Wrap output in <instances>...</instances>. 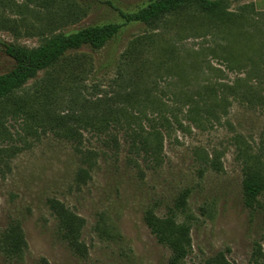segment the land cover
<instances>
[{
	"label": "rangeland",
	"instance_id": "374dc122",
	"mask_svg": "<svg viewBox=\"0 0 264 264\" xmlns=\"http://www.w3.org/2000/svg\"><path fill=\"white\" fill-rule=\"evenodd\" d=\"M39 1L0 0V75L15 66L3 44L33 49L54 29L119 24L104 49L69 54L88 55L78 92L59 85L50 102L57 116L77 98L111 123L71 141L0 103V238L16 222L28 244L18 260L0 250V264H169L170 251L145 224L148 210L189 223L185 264L220 253L253 264L257 244L264 253V192L248 208L243 180L245 153L259 158L264 176V0H216L217 14L193 5L155 27L125 23L118 12L153 0H57L86 8L79 21L58 23ZM51 75L64 84L61 69L42 71L18 96L33 101ZM51 199L85 220L86 258L62 238Z\"/></svg>",
	"mask_w": 264,
	"mask_h": 264
},
{
	"label": "trees",
	"instance_id": "16d2710c",
	"mask_svg": "<svg viewBox=\"0 0 264 264\" xmlns=\"http://www.w3.org/2000/svg\"><path fill=\"white\" fill-rule=\"evenodd\" d=\"M39 2L42 8L46 9L48 19H57V23L62 19L70 20V22L79 21L86 12L85 6L78 2L66 5L58 4L57 0ZM104 3L114 7L110 1ZM193 5L198 6L205 14H217L220 9L219 2L216 0H153L137 12L127 13L122 10L118 12L125 23H143L149 27H155L167 16L177 14ZM121 29V25L113 23L86 26L69 33H56L54 29L44 37L39 47L33 49L15 44H3L5 54L15 61V66L10 72L0 75V103L4 104L6 110L13 109L16 113L22 112L41 124H47L57 134L71 141H78L81 129L100 130L101 127L108 126L110 121L106 119L97 121L98 113L97 117L96 115L91 116L84 107L78 104L77 98L74 100L73 108L67 112L57 111V116L52 114L50 102L59 85H64L65 89L68 88L71 92L76 91L75 94L78 92L77 87L73 85L80 82L79 77L84 74L80 70L83 63H87L88 55L76 53L77 55L71 56L69 54L85 47L94 51L104 49L119 35ZM133 44H138V42ZM56 68L66 74L64 84L58 83L52 75L47 76L43 80L46 84L43 91L41 92L39 88L33 101L29 102L26 98L18 96V92L35 79L40 72H50ZM69 85L71 86L68 87ZM245 154L248 155L244 160V203L248 208L253 209L264 192V176L259 158L251 157L249 153ZM83 173L87 174L85 170H82L80 177ZM189 194V191H186L177 199L175 203L177 211L186 209ZM49 207L58 221L59 231L64 241L76 255L86 258L87 248L81 241L85 220L59 200H49ZM144 221L157 241L170 251L169 264H185L192 250L189 223L180 222L174 211L169 216L161 218L153 210L145 213ZM27 249L28 244L21 225L16 222L11 223L0 238L1 252L9 259L18 260L24 257ZM252 262L253 264H264V253L259 244L254 248ZM206 264L230 263L225 255L220 253L209 259Z\"/></svg>",
	"mask_w": 264,
	"mask_h": 264
}]
</instances>
